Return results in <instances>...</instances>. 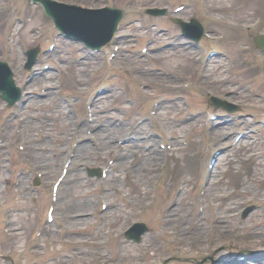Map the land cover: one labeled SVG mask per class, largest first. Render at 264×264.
<instances>
[{
    "label": "rangeland",
    "instance_id": "rangeland-1",
    "mask_svg": "<svg viewBox=\"0 0 264 264\" xmlns=\"http://www.w3.org/2000/svg\"><path fill=\"white\" fill-rule=\"evenodd\" d=\"M59 1L134 10L125 14L122 41L108 57L58 36L41 6L0 0V60L9 62L22 92L11 106L0 97V264H241V257L264 264V50L252 39L264 37V0ZM181 2L190 8L179 13ZM205 2L214 20L205 18ZM147 6L172 12L154 18ZM194 18L229 40L227 56L214 57L196 82L240 108L216 118V134L207 117L192 115L199 108L221 113L206 93L193 86L186 107L187 98L168 89L199 73V53L173 38L179 21ZM255 21L258 29L246 32ZM37 47L40 59L26 68L28 50ZM126 66L136 75L126 74ZM140 80L151 87L141 90ZM109 83L104 94L99 86ZM89 116L94 132L80 131L76 125ZM135 126L145 135L119 149L117 139ZM238 129L248 139L234 142ZM168 141L165 151L160 144ZM41 142L45 148H35ZM97 168L106 176L91 175ZM252 204L256 209L243 217ZM82 217L87 222H76ZM137 220L149 231L134 241L124 231Z\"/></svg>",
    "mask_w": 264,
    "mask_h": 264
},
{
    "label": "bare ground",
    "instance_id": "bare-ground-1",
    "mask_svg": "<svg viewBox=\"0 0 264 264\" xmlns=\"http://www.w3.org/2000/svg\"><path fill=\"white\" fill-rule=\"evenodd\" d=\"M69 5H71V4H69ZM71 6H73V5H71ZM168 10H170V9H168ZM160 11H162V10H160ZM107 15H108V17H109V22H108V20L105 18V17H102L100 20L98 19L97 20V22H96V25L94 26V29H93V32H95L96 31V35H95V37L93 36V34H92V38L93 39H95V40H101V39H103V38H105L106 37V35L107 34H109L110 33V31H111V34L114 36V37H116V39H117V41L118 42H120V41H122V38H123V36H122V34H121V31H123L124 30V28H125V26H123V24H122V20H123V18H124V16H123V14L121 13H118L116 10H107ZM99 16V15H98ZM154 18L155 17H166L163 13H159V10H156V11H154V16H153ZM171 17V16H170ZM227 26H229L228 24H226ZM180 26V25H179ZM192 32L195 34V30H194V28H195V26L193 25L192 27ZM226 28H228V27H226ZM210 29L211 28H208V27H202V30H201V27H196V30H198V31H202V33H201V36H205V37H207V36H211V37H216L217 36V34L216 35H213V34H211L212 32H210ZM92 32V33H93ZM249 32V31H248ZM225 34V33H224ZM224 34H222V35H220V37H221V40L219 41V43H218V47L217 46H215V48H212V47H210V45H207L204 41H205V39H203V37H201V39H203V40H201L200 41V48H201V52L204 54V56L207 58H205V57H203L202 55V57L204 58V62L202 63V64H200V65H198L199 66V73L201 72V70H202V68H203V66H206V69H205V71H204V76L206 75H208L209 74V70H208V68L211 66V64L213 63V58L214 57H216L215 55L219 52V51H223L224 52V55H227V53H226V51H225V48H224V45H225V43L226 42H229V40L228 39H226V36L225 37H223L224 36ZM225 35H227V34H225ZM223 37V38H222ZM253 39V42L256 44V46L257 47H259V49L261 48V47H264V45L262 44V45H260L259 46V40H258V38L257 37H253L252 38ZM188 40V39H187ZM188 44H189V47H184V48H186V49H189V50H194V52L196 53V49H198L199 51H200V49L199 48H192L191 47V43H190V41L188 40ZM91 44H96L95 42H91ZM198 52V51H197ZM224 55H221L220 57H223ZM208 70V71H207ZM2 71V72H1ZM3 72L4 73H6L7 72V70H6V68H4V70L3 69H1L0 68V75H2L3 74ZM207 72V73H206ZM199 73H198V75H199ZM197 75V76H198ZM0 82H2V84H6V83H8V84H13L14 85V83H13V81H12V79H10V78H8V77H5L4 78V80H1V78H0ZM184 83V82H183ZM181 84V83H179V84H175V85H179V86H175V87H173V90L174 91H176V93L177 92H179V91H183V92H186V93H188V94H195L196 93V91H195V87H193V89L191 90V89H189V88H184L185 87V84ZM161 85L163 86V87H165L164 86V84H162L161 83ZM170 85H174V84H170ZM170 85H168V86H170ZM9 93H11V94H13L14 92H15V85H14V88L13 89H11V90H9L8 91ZM214 99H216V96H215V98ZM217 100V99H216ZM223 100H225L226 101V103H227V105H228V108L226 109V113L227 114H230V112H233V111H235V110H239L240 108H235V106L229 101V100H226V99H221V101H220V103L222 104V101ZM216 102V101H215ZM220 103H215L216 104V108H218V104H220ZM241 108H244V107H241ZM217 112H219V111H217ZM222 113H223V110L221 111ZM208 114V116H213V114L212 113H207ZM224 119H225V117H224ZM228 119V121H229V118H227ZM67 123H69L68 121H67ZM85 125H86V128H88L89 127V125H90V123H85ZM31 126V125H30ZM29 125H28V127L29 128H33V127H37L38 125H32L31 127H30ZM77 127H78V125H76ZM82 129H84V128H82ZM76 130H77V132H79V128H76ZM238 130H240V131H243V129H238ZM5 134V133H4ZM45 135H42V137H44ZM248 136H250L249 134H248ZM244 138V137H243ZM244 139H246V138H244ZM40 145H39V147H35V148H37V149H44L45 148V144H43L42 142L41 143H39ZM72 164H73V162H72ZM77 172H79V170H77V169H75ZM104 189V191H103V193L105 194V190L107 189V187L105 186V188H103ZM108 196V195H107ZM123 196H125V195H123ZM109 197V196H108ZM129 197V196H128ZM206 198L205 197H203V200H205ZM6 203L8 204V202H7V200H5V198L4 199H2L1 200V204H5L6 205ZM131 203V202H130ZM84 204V203H83ZM143 205V204H142ZM141 205V206H142ZM220 204H217V215L219 216L220 215V206H219ZM221 205H223V204H221ZM141 208V207H140ZM139 208V209H140ZM172 209L173 208H170L168 211L169 212H167V214L166 215H168V219H171V220H173V215H171V213H172ZM246 209V208H245ZM81 216V215H80ZM80 216H78V217H80ZM175 217H176V215H174ZM200 217H201V215H200ZM182 220H187V217L185 218V217H182ZM76 222H87V219L85 218V217H82L80 220H78V221H76ZM9 226V227H8ZM10 226H11V224H10V222H9V220H7L6 221V230L8 231L7 232V234L9 235V234H11V230H10ZM238 263H241L242 264V261L240 262V261H238Z\"/></svg>",
    "mask_w": 264,
    "mask_h": 264
}]
</instances>
